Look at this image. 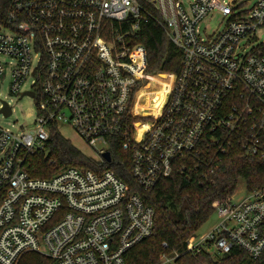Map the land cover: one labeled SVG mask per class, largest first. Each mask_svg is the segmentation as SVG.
I'll use <instances>...</instances> for the list:
<instances>
[{
  "label": "built area",
  "instance_id": "2783aa9c",
  "mask_svg": "<svg viewBox=\"0 0 264 264\" xmlns=\"http://www.w3.org/2000/svg\"><path fill=\"white\" fill-rule=\"evenodd\" d=\"M249 1L8 0L0 85L9 80L12 94L37 99L38 116L33 131L0 127V264H22L29 254L49 261L38 264H126L125 255L153 235L154 209L112 171L68 167L48 179L31 176L29 160L45 149L52 127L102 144L101 164L121 146L145 191L209 151L238 147L264 158V55L261 44L250 47L264 28V0ZM216 12L224 27L206 39L200 26ZM150 24L181 51L177 73H147L148 52L137 40ZM156 76L166 85L159 112L137 114L138 94ZM214 208L218 224L192 237L188 252L238 247L259 259L264 190Z\"/></svg>",
  "mask_w": 264,
  "mask_h": 264
},
{
  "label": "trees",
  "instance_id": "16d2710c",
  "mask_svg": "<svg viewBox=\"0 0 264 264\" xmlns=\"http://www.w3.org/2000/svg\"><path fill=\"white\" fill-rule=\"evenodd\" d=\"M8 0H0V14H5ZM148 52L147 73L175 74L182 62L181 51L167 38L157 24L143 27L137 40ZM264 55V43L260 45ZM149 90L137 97L135 112H159L165 92L164 80L153 77ZM184 162H182L183 164ZM185 172L175 171L161 178L151 190L139 188L131 172V155L113 147L112 162L101 164L77 150L57 130L51 128L45 149L29 160L31 176L48 179L68 167L112 171L129 186L130 194H138L146 206L155 211L153 235L125 255L126 264H162V256L174 258L173 264H264V253L253 260L247 252L234 247L228 254L188 252V242L215 213L214 204L227 202L235 195L240 180L248 193L264 190V158L247 156L233 147L226 154L216 156L213 151L199 159L190 158ZM166 244V246H164ZM179 255L177 258L176 256ZM28 264L48 262L36 254L23 260Z\"/></svg>",
  "mask_w": 264,
  "mask_h": 264
},
{
  "label": "rangeland",
  "instance_id": "374dc122",
  "mask_svg": "<svg viewBox=\"0 0 264 264\" xmlns=\"http://www.w3.org/2000/svg\"><path fill=\"white\" fill-rule=\"evenodd\" d=\"M184 4H188L192 0H182ZM258 0H250L249 6L252 7ZM225 24V18L218 12L209 16L200 26V30L204 38L212 37L219 33ZM264 43V28L257 33V40L250 44V47L257 44ZM158 77V76H156ZM159 78V77H158ZM29 85L27 86V88ZM152 89V88H151ZM2 102L9 104L13 110L12 116L5 118L4 114H0V127L8 129L13 132L33 131L35 129V122L37 120V99L25 96L23 98L18 97L11 93L9 80L0 85V109ZM59 132L62 136L71 142V144L79 150L85 156L98 160L99 155L96 154L98 150L104 148L102 144L96 146H89L83 139H81L77 133L66 125L59 126ZM248 192L246 190V183L244 180H240L237 191L232 198L234 203H239L248 198ZM217 214L214 213L208 222L198 231L196 238L207 235L218 224Z\"/></svg>",
  "mask_w": 264,
  "mask_h": 264
},
{
  "label": "water",
  "instance_id": "95a60500",
  "mask_svg": "<svg viewBox=\"0 0 264 264\" xmlns=\"http://www.w3.org/2000/svg\"><path fill=\"white\" fill-rule=\"evenodd\" d=\"M231 1V0H230ZM31 96H33L34 94L33 93H30ZM5 104V108L3 109V113L6 117L10 116L11 115V110L10 108L8 107L7 103H4ZM104 159L108 162V163H111V155L109 153H106L104 156Z\"/></svg>",
  "mask_w": 264,
  "mask_h": 264
}]
</instances>
